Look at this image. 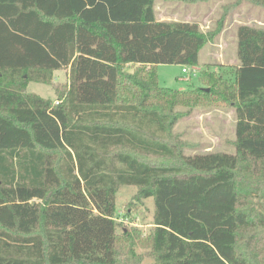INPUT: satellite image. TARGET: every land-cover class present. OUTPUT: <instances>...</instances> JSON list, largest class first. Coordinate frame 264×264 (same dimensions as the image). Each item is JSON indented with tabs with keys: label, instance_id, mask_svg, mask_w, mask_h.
Masks as SVG:
<instances>
[{
	"label": "trees",
	"instance_id": "trees-1",
	"mask_svg": "<svg viewBox=\"0 0 264 264\" xmlns=\"http://www.w3.org/2000/svg\"><path fill=\"white\" fill-rule=\"evenodd\" d=\"M154 4L0 0V264H264V29L238 27L234 79L170 89L158 66L198 67L221 28ZM66 69L55 101L28 92ZM218 104L236 154L186 155L176 109ZM120 186L154 200L148 235L118 233Z\"/></svg>",
	"mask_w": 264,
	"mask_h": 264
},
{
	"label": "rangeland",
	"instance_id": "rangeland-1",
	"mask_svg": "<svg viewBox=\"0 0 264 264\" xmlns=\"http://www.w3.org/2000/svg\"><path fill=\"white\" fill-rule=\"evenodd\" d=\"M154 9L158 20L169 18L170 21H175L174 19L184 18L180 21H186L190 15H196L195 19L199 21L204 32H215L221 28L219 35L202 50L201 65L199 63L198 68H187L188 73H183L184 67L180 65L158 66L160 86L179 91L206 87V83L200 79L204 70L222 74L230 80L234 79L235 61H238V27L249 25L264 29V7L256 6L248 0H210L196 4L155 0ZM184 15L186 16L183 17ZM125 71L132 72L133 68L126 67ZM61 77V81H67L65 73H62ZM57 86L56 83L53 87L32 83L28 92L55 101ZM175 112L180 118L173 132L178 139L187 144L186 155L236 154L237 118L232 106L218 104L215 107H186L178 108ZM137 195L138 188L135 186H120L117 192L116 221L120 234L124 228L136 227L148 235L154 228V200L138 199ZM138 251L145 252L141 248ZM144 262L152 264L153 260L146 258Z\"/></svg>",
	"mask_w": 264,
	"mask_h": 264
},
{
	"label": "crops",
	"instance_id": "crops-1",
	"mask_svg": "<svg viewBox=\"0 0 264 264\" xmlns=\"http://www.w3.org/2000/svg\"><path fill=\"white\" fill-rule=\"evenodd\" d=\"M190 14V13H189ZM186 15H184L183 17H185ZM195 16L196 15H190V17L186 20V21H184V22H194V21H192V20H196L195 19ZM171 19H169V18H162V19H160V21H170ZM175 21L176 20H184V18L183 19H174ZM195 22H197V23H199V21H195ZM202 52V51H201ZM200 56H201V53H200ZM199 63H200V65H201V62H200V59H199ZM235 63H236V65L235 66H237L238 64H239V62L238 61H235ZM199 67V66H198ZM198 67H196V68H198ZM184 69V68H183ZM62 73H65L66 74V80L68 79V74H69V69H66V70H61V71H58V72H56V81H55V83H56V86H57V83H59V84H64L65 82H63V81H61V79H60V77H61V75H62ZM184 73V72H183ZM62 78V77H61ZM32 83H30V85H31ZM58 84V85H59ZM30 85H29V87H30ZM53 87V86H52ZM29 89V88H28ZM55 93H56V91H55Z\"/></svg>",
	"mask_w": 264,
	"mask_h": 264
},
{
	"label": "built area",
	"instance_id": "built-area-1",
	"mask_svg": "<svg viewBox=\"0 0 264 264\" xmlns=\"http://www.w3.org/2000/svg\"><path fill=\"white\" fill-rule=\"evenodd\" d=\"M183 72H184V73H188V69H187V68H184V69H183Z\"/></svg>",
	"mask_w": 264,
	"mask_h": 264
}]
</instances>
